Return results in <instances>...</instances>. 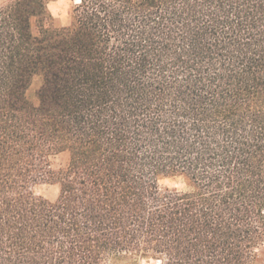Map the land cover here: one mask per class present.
<instances>
[{"label": "trees", "instance_id": "16d2710c", "mask_svg": "<svg viewBox=\"0 0 264 264\" xmlns=\"http://www.w3.org/2000/svg\"><path fill=\"white\" fill-rule=\"evenodd\" d=\"M53 1L0 6V264H258L264 0Z\"/></svg>", "mask_w": 264, "mask_h": 264}, {"label": "rangeland", "instance_id": "374dc122", "mask_svg": "<svg viewBox=\"0 0 264 264\" xmlns=\"http://www.w3.org/2000/svg\"><path fill=\"white\" fill-rule=\"evenodd\" d=\"M6 0H0V6H2ZM71 1L70 0H54L49 5V10L53 17L57 21L66 26L69 23V13H70ZM38 82L35 81L29 91V95L32 97L38 88ZM67 161L66 154H60L51 158V165L53 168H59L63 166ZM158 186L161 191L165 190H186L187 185L185 181L178 176L164 177L158 180ZM33 192L35 195L43 197L49 201H55L59 190L58 186L52 184H38L33 187ZM258 264H264V250L258 252ZM137 264H160L152 260H140Z\"/></svg>", "mask_w": 264, "mask_h": 264}]
</instances>
